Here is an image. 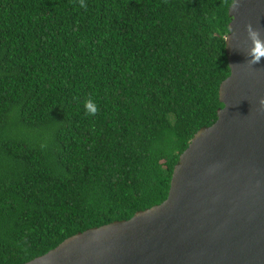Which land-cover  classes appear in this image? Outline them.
Segmentation results:
<instances>
[{"label": "trees", "instance_id": "1", "mask_svg": "<svg viewBox=\"0 0 264 264\" xmlns=\"http://www.w3.org/2000/svg\"><path fill=\"white\" fill-rule=\"evenodd\" d=\"M233 1L0 0V264L168 197L224 106Z\"/></svg>", "mask_w": 264, "mask_h": 264}, {"label": "water", "instance_id": "2", "mask_svg": "<svg viewBox=\"0 0 264 264\" xmlns=\"http://www.w3.org/2000/svg\"><path fill=\"white\" fill-rule=\"evenodd\" d=\"M218 119L175 165L168 197L23 264H264V0H234Z\"/></svg>", "mask_w": 264, "mask_h": 264}, {"label": "clouds", "instance_id": "3", "mask_svg": "<svg viewBox=\"0 0 264 264\" xmlns=\"http://www.w3.org/2000/svg\"><path fill=\"white\" fill-rule=\"evenodd\" d=\"M81 6L86 7V5L83 3V0H81ZM252 56L255 62H259L261 57H264V41L259 39L255 40V46L252 49ZM85 108L90 114H95L97 111L95 102L92 99H88L85 102Z\"/></svg>", "mask_w": 264, "mask_h": 264}]
</instances>
